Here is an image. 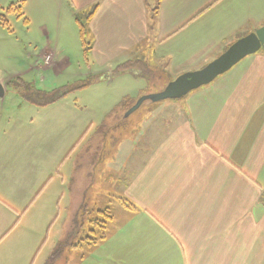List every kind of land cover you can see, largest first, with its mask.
<instances>
[{
  "label": "crops",
  "instance_id": "crops-1",
  "mask_svg": "<svg viewBox=\"0 0 264 264\" xmlns=\"http://www.w3.org/2000/svg\"><path fill=\"white\" fill-rule=\"evenodd\" d=\"M5 13H18L27 31L38 30L27 40L41 44L34 55L46 70L72 54L52 47L84 49V25L92 74L112 79L116 66L135 62L141 67L117 75L174 79L260 28L264 0H0V34L8 27ZM191 92L184 101L158 105L155 124L141 120L140 133L122 137L110 156L100 159L99 151L96 164L109 157L115 191L132 206L119 205L108 234L62 264H264V48ZM20 161L18 153H0V264H12L5 256L17 250L15 264H34L38 233L46 226V240L52 236L62 205L65 227L62 235L55 231L47 264L67 252L53 254L84 215L85 171L78 180L82 165L74 163L61 193L51 190L36 209L51 178L37 191L44 177ZM104 172L95 170L93 179ZM54 206L58 213L49 222Z\"/></svg>",
  "mask_w": 264,
  "mask_h": 264
},
{
  "label": "rangeland",
  "instance_id": "rangeland-1",
  "mask_svg": "<svg viewBox=\"0 0 264 264\" xmlns=\"http://www.w3.org/2000/svg\"><path fill=\"white\" fill-rule=\"evenodd\" d=\"M15 14L8 16L5 13L8 27L0 34V80L6 85V91L0 97V153H18L21 157L20 166H23V162L27 167L31 164L38 174H42L44 179L38 182L37 191L51 178L46 191L38 194L36 209L45 199V195L50 197L51 190L54 194L61 193L65 188L62 179L67 172L69 174L74 163L82 165L77 179L82 180L81 174L85 171L84 179L85 183H88V205L85 208H88L89 213L84 209V215L79 216L78 225H73L68 231L72 232V235L68 234L61 242L57 241L53 254L66 250L63 257L58 256L56 259L53 255L47 262L62 264L66 258H72L75 249L87 248L89 243L97 242L104 234H108L112 223L108 221L104 224L103 221L108 218L100 211L109 209L113 218L118 215L119 205L123 206L124 197L117 194L114 188L118 182L117 178L108 174L106 169L109 168L107 162L110 160V154L107 153L113 151L122 137L124 140L126 137L138 135L141 120L155 124L157 116L160 115L158 105L184 101L192 92L178 99L146 101L137 111L124 118L132 106L131 103L134 104L135 100L145 94L161 91L175 78L134 73L127 76L114 74L112 79H108L103 74L91 73L93 64L83 48L75 49L72 46L65 49L59 44L52 49L57 50L58 54L60 50H70V60L64 62L62 58H57L53 62L58 63V68L46 70L44 60L34 55V52L37 53L41 49V44L36 46L27 40V35L38 36V30L34 31L35 27L29 26L27 31L28 25L18 17V13ZM137 66L141 67L138 64ZM60 90L67 92L62 98L51 102L50 98ZM125 98L134 102L122 105ZM124 146V142L118 143L117 156L125 152ZM93 152H96V155H93ZM106 155V163L96 164L98 156L102 159ZM97 169L105 171L99 175L98 180L93 179ZM56 207H53L49 222H52L58 213ZM62 209L61 205L59 217L51 228L52 236L46 240V226L38 233L41 236L36 246V250L39 247V254L34 264H43L49 246L56 241L55 231L62 235L65 227L60 219L63 216ZM95 218L97 223L92 222ZM25 228L28 229L24 226L23 229ZM26 239H21L22 245H25ZM5 257L12 264L17 263L18 250L15 255Z\"/></svg>",
  "mask_w": 264,
  "mask_h": 264
},
{
  "label": "water",
  "instance_id": "water-1",
  "mask_svg": "<svg viewBox=\"0 0 264 264\" xmlns=\"http://www.w3.org/2000/svg\"><path fill=\"white\" fill-rule=\"evenodd\" d=\"M264 48V25L240 37L225 52L201 69L187 71L170 81L161 91L141 96L126 112L125 117L137 111L144 102H158L167 99H178L189 92L214 81L219 75L230 70L245 57ZM0 84V97L4 95Z\"/></svg>",
  "mask_w": 264,
  "mask_h": 264
},
{
  "label": "trees",
  "instance_id": "trees-1",
  "mask_svg": "<svg viewBox=\"0 0 264 264\" xmlns=\"http://www.w3.org/2000/svg\"><path fill=\"white\" fill-rule=\"evenodd\" d=\"M80 33H81V36H82V40H83V45H84V52L87 54L88 53V51H89V44L86 42V37H85V35H86V31H85V27H84V25H81L80 26ZM137 62H140V61H137ZM137 64L138 63H135V62H128V63H126V64H121V65H118V66H116V68H115V73H117V74H121V73H124L125 71H132V69H133V67H136L137 66ZM139 65V64H138ZM138 67V66H137ZM134 73H136V71H133ZM137 74V73H136ZM140 74H142V73H140ZM67 91L66 90H60L58 93H56V94H54V96H52L51 98H50V101L51 102H54V101H56L57 99H59V98H62L64 95H65V93H66ZM131 102H134V100H132V99H129V98H125L124 99V101L121 103L122 105H128V104H130ZM135 102H136V100H135ZM134 102V103H135ZM130 105H133L132 103L130 104ZM122 203H123V205L124 206H128V207H130V206H132V203H130V201H128L127 199H125V198H123L122 199ZM84 209H85V212L86 213H89V211H87V209L88 208H85L84 207ZM100 213H103L108 219H106V220H104L103 222H104V224H106L108 221H111L112 220V215H110L109 214V209H106L105 211H100ZM97 218H95V219H92V222H98L97 220H96ZM103 224V225H104ZM105 233V232H104ZM106 234H104L102 237H100V239H103L104 238V236H105ZM93 243H95V242H93ZM89 244H92V243H89Z\"/></svg>",
  "mask_w": 264,
  "mask_h": 264
}]
</instances>
